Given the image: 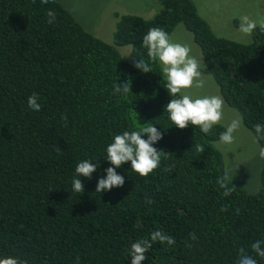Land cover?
I'll return each instance as SVG.
<instances>
[{
  "label": "trees",
  "instance_id": "1",
  "mask_svg": "<svg viewBox=\"0 0 264 264\" xmlns=\"http://www.w3.org/2000/svg\"><path fill=\"white\" fill-rule=\"evenodd\" d=\"M157 2L148 19L114 14L108 44L55 0H0V259L131 264L132 243L161 230L175 243L153 242L141 264H237L241 248L264 264L251 249L264 241V158L255 193L233 183L235 191L223 196L217 177L225 173L224 163L214 145L223 126L209 134L191 124L175 126L165 110L173 97L158 60L149 61L148 73L132 63L148 61L142 41L149 28L170 34L182 24L224 103L238 112L261 151L264 140L255 126L264 124V32L257 25L247 42L219 37L191 0ZM48 10L56 16L51 24ZM127 45L122 59L116 47ZM126 81L127 96L114 93V85ZM33 93L39 111L28 107ZM150 125L163 133L153 145L166 152L159 166L145 177L125 162L116 168L124 185L96 192L112 166L106 157L114 136ZM86 159L98 164L91 179L75 172ZM74 177L81 179L82 193L73 190Z\"/></svg>",
  "mask_w": 264,
  "mask_h": 264
},
{
  "label": "clouds",
  "instance_id": "2",
  "mask_svg": "<svg viewBox=\"0 0 264 264\" xmlns=\"http://www.w3.org/2000/svg\"><path fill=\"white\" fill-rule=\"evenodd\" d=\"M35 0H33V3ZM50 0H41V4H47ZM49 17L48 23L51 24L55 21V13L52 10L47 11ZM264 32V18L259 20H251L249 17L244 16L239 26V31L246 35H251L257 28ZM142 44L147 48L148 61L143 58H133L132 63L134 67L144 73L153 72L149 61H159L162 65V72L166 76V85L169 95L173 98L167 103L165 110L169 113V119L172 123L180 129L188 127L189 124L198 126L200 130L209 134L214 125L221 122L223 118V105L224 100L221 96L212 95L193 98L188 94L181 93L182 89H189L193 87L202 88L205 81L201 79L203 68L200 62L190 55L191 49L187 44L172 42L169 34L160 27L149 28L147 33L143 36ZM205 68V67H204ZM131 91V86L128 81L118 82L114 85V93L127 96ZM38 94L33 93L28 97V107L31 110L39 111L41 105L38 103ZM62 119L67 121V116ZM242 125V118L237 115L226 126V130L220 134V140L223 143H233L235 137L234 133L240 129ZM255 132L258 140H264V124H257ZM147 134V139L142 138ZM163 133L153 125L145 126L137 131H124L122 134L114 136V140L107 146L106 159L112 166L107 167L104 171L106 176L99 178L96 185V192H103L104 190H111L113 187H122L124 185V177L117 173L116 168H119L123 163L130 161L131 169L137 172L140 176H148L155 170L161 160V156L165 154L163 150H157L153 147L154 143L159 141ZM196 151L203 153L204 146L197 144ZM59 154L60 149L57 146ZM261 158H264V148L259 153ZM89 159L79 162L76 166L75 172L78 177L81 175L91 179L92 173L97 170L98 164L91 163ZM217 184L223 189V196H229L235 191V185L232 182V177L228 173H224L217 177ZM73 190L77 193L84 191V185L81 179L73 178ZM146 203L152 204L153 200L146 197ZM227 207L221 208V211H226ZM239 213V209H236ZM191 240H196L195 233L189 234ZM159 241L161 244L167 242L169 245L175 243V240L161 230L153 231L150 234V239H139L132 243L130 256L131 264H141L147 257L145 253L152 247V243ZM264 241L256 240L251 244V249L259 257L264 258V248H262ZM192 247L191 244L187 245ZM79 257H77V264ZM0 264H27L13 256H7L0 259ZM237 264H257V260L247 254L245 249H240L239 259Z\"/></svg>",
  "mask_w": 264,
  "mask_h": 264
},
{
  "label": "rangeland",
  "instance_id": "3",
  "mask_svg": "<svg viewBox=\"0 0 264 264\" xmlns=\"http://www.w3.org/2000/svg\"><path fill=\"white\" fill-rule=\"evenodd\" d=\"M81 26L101 41L111 44L116 16L121 14L138 15L144 19L152 17L159 9L157 0H55ZM197 14L207 23L213 34L219 37L247 42L250 35L239 31L244 16L251 20L264 18V0H191ZM172 42L187 44L190 55L199 62L203 72L201 79L205 81L202 88L193 87L182 89L179 95L188 94L194 99L204 96L218 95L219 91L210 73L202 64L200 51L193 42L192 35L182 24H177L169 34ZM120 57L126 59L130 47H116ZM162 71V65L158 61ZM163 73V72H162ZM164 75V74H163ZM166 78V76L164 75ZM238 112L225 103L223 118L220 125L224 131L226 126L235 118ZM234 141L226 144L217 140L214 142L220 151L224 171L232 177V182L246 192L255 193L259 187V171L261 157L260 148L253 135L243 125L234 133Z\"/></svg>",
  "mask_w": 264,
  "mask_h": 264
}]
</instances>
